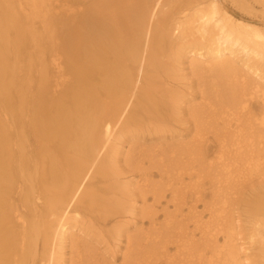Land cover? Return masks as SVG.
<instances>
[{"label": "bare ground", "instance_id": "obj_1", "mask_svg": "<svg viewBox=\"0 0 264 264\" xmlns=\"http://www.w3.org/2000/svg\"><path fill=\"white\" fill-rule=\"evenodd\" d=\"M262 16L0 0V264H264Z\"/></svg>", "mask_w": 264, "mask_h": 264}, {"label": "rangeland", "instance_id": "obj_2", "mask_svg": "<svg viewBox=\"0 0 264 264\" xmlns=\"http://www.w3.org/2000/svg\"><path fill=\"white\" fill-rule=\"evenodd\" d=\"M261 18L262 19H264V16H262V17H260V18H258L257 20H261ZM183 68H185V70H188V61L186 60V59H184V65L182 66ZM187 73V72H186ZM145 145H148V144H145ZM126 148L128 149V147L126 146ZM155 148H157V146H156V144H155ZM122 159V157L119 159V160H121ZM123 172H124V174H129V170H128V168H127V166L124 164V170H123ZM257 181L258 180H260V179H258V177L257 178H255ZM171 195L169 194V193H166V199L165 200H162L161 201V205H157V209H158V216H159V220H158V222L159 223H162L163 222V213H162V210L163 209H165L166 208V205L168 206V210L170 211V212H173L174 211V208H173V204L171 203V201H170V199H171V197H170ZM189 201V200H188ZM153 205V197H152V195H148V197H147V205L146 206H149V207H151ZM236 207V206H235ZM202 209H203V206H202V204H200L199 205V208H198V210L199 211H202ZM239 209V208H238ZM238 209H235V215H236V217H239L240 219H237V220H241L239 223H238V227H239V229H238V231L241 233V235H243L244 236V238H245V236L248 234V231L250 230V226L248 225V224H246V221L247 222H249V220H246L245 218H244V216L243 215H241V213L240 212H238L239 210ZM183 210V211H182ZM181 210V212L180 213H182V214H180V213H178L177 215H178V217H177V225L180 223V221H181V218L182 219H184V218H186L187 217V212H188V208L185 206L183 209ZM204 214V216L206 217L207 216V213L206 212H204L203 213ZM137 219H138V223L136 224L137 225V227L138 228H142V229H144V230H147L148 228H149V221H148V219H144V220H139V217H137ZM190 225V227H192L193 226V224H189ZM243 229H244V231H243ZM180 230V229H179ZM190 230H192V229H190ZM250 232V231H249ZM124 242L122 243V245H121V248H123V249H121V250H124ZM124 251H122V253H123ZM170 252L172 253V254H174V252H175V250L172 248V249H170ZM121 263V260L119 259V261L116 263V264H120Z\"/></svg>", "mask_w": 264, "mask_h": 264}]
</instances>
